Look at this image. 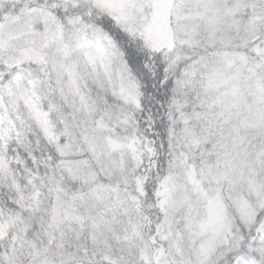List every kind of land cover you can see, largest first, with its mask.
I'll return each instance as SVG.
<instances>
[{
    "label": "snow or ice",
    "instance_id": "obj_1",
    "mask_svg": "<svg viewBox=\"0 0 264 264\" xmlns=\"http://www.w3.org/2000/svg\"><path fill=\"white\" fill-rule=\"evenodd\" d=\"M0 264H264V0H0Z\"/></svg>",
    "mask_w": 264,
    "mask_h": 264
}]
</instances>
